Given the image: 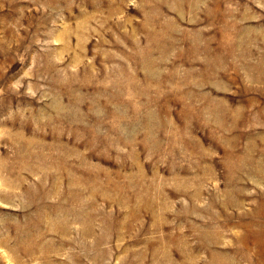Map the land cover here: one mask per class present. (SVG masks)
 <instances>
[{
	"label": "rangeland",
	"instance_id": "obj_1",
	"mask_svg": "<svg viewBox=\"0 0 264 264\" xmlns=\"http://www.w3.org/2000/svg\"><path fill=\"white\" fill-rule=\"evenodd\" d=\"M263 229L264 0H0V264H264Z\"/></svg>",
	"mask_w": 264,
	"mask_h": 264
},
{
	"label": "bare ground",
	"instance_id": "obj_2",
	"mask_svg": "<svg viewBox=\"0 0 264 264\" xmlns=\"http://www.w3.org/2000/svg\"><path fill=\"white\" fill-rule=\"evenodd\" d=\"M245 229H246V228H245ZM247 229H248V228H247ZM252 230H253V229H252ZM263 230H264V229H263ZM247 231H248V230H247ZM255 231H256V230H255ZM248 232H249V231H248ZM248 232H247V233H248ZM258 232H260V231H258ZM250 234H251V233H250ZM254 235H255V234H254ZM254 237H255V236H254ZM254 237H253V238H254ZM257 237H259L260 240H262L261 243H262V245H263V247H264V232H260V233H258V234H257ZM249 238H250V237H249ZM255 238H256V237H255ZM257 239H258V238H257ZM260 240H259V241H260ZM252 241L254 242V240H252ZM258 246H259V245H258ZM261 248H262V247H261ZM257 250H259V249H257Z\"/></svg>",
	"mask_w": 264,
	"mask_h": 264
}]
</instances>
